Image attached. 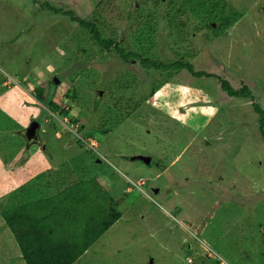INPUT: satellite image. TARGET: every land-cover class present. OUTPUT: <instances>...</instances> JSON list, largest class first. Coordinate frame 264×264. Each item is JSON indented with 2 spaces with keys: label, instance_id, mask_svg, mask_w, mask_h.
Instances as JSON below:
<instances>
[{
  "label": "rangeland",
  "instance_id": "obj_1",
  "mask_svg": "<svg viewBox=\"0 0 264 264\" xmlns=\"http://www.w3.org/2000/svg\"><path fill=\"white\" fill-rule=\"evenodd\" d=\"M182 3L0 0V264H25L6 209L90 180L120 219L75 264H264V0Z\"/></svg>",
  "mask_w": 264,
  "mask_h": 264
},
{
  "label": "trees",
  "instance_id": "obj_2",
  "mask_svg": "<svg viewBox=\"0 0 264 264\" xmlns=\"http://www.w3.org/2000/svg\"><path fill=\"white\" fill-rule=\"evenodd\" d=\"M203 0H183L177 10V15L184 16L188 11L198 8ZM57 13L63 11L56 10ZM71 15V13H68ZM85 30L89 31L93 40L112 48L114 42L105 40L94 22L74 18ZM216 21V20H214ZM117 55L124 60L141 59L142 65L149 69L158 66V60H153L152 46L142 54L125 52L116 48ZM165 62H160L163 67ZM182 63L170 67L176 70ZM166 68H168L166 66ZM195 78L216 77L212 74L194 72L186 66ZM160 69V68H157ZM220 80L219 77H216ZM221 89L229 97L253 101L254 97L248 86L237 89L229 81H222ZM41 99L40 97H38ZM259 115V129L264 138V109L254 104ZM93 184L95 190L89 187ZM84 188V189H81ZM82 192H70L68 191ZM112 201L97 180L83 181L58 193L52 198L34 203L16 204L6 209L2 216L8 229L14 234L25 264H75L90 248L120 219L117 210L110 204Z\"/></svg>",
  "mask_w": 264,
  "mask_h": 264
},
{
  "label": "water",
  "instance_id": "obj_3",
  "mask_svg": "<svg viewBox=\"0 0 264 264\" xmlns=\"http://www.w3.org/2000/svg\"><path fill=\"white\" fill-rule=\"evenodd\" d=\"M59 80H57V78H54L53 80V84H58ZM40 129V124L39 122H33L30 127L27 129L26 131V137L27 140L31 141V140H37V133ZM133 161H141L143 163H145L146 165H151V158H147V157H143V156H137L135 158H133ZM158 189L155 190V193H158ZM187 247L189 248V245L187 244Z\"/></svg>",
  "mask_w": 264,
  "mask_h": 264
},
{
  "label": "flooded vegetation",
  "instance_id": "obj_4",
  "mask_svg": "<svg viewBox=\"0 0 264 264\" xmlns=\"http://www.w3.org/2000/svg\"><path fill=\"white\" fill-rule=\"evenodd\" d=\"M40 130V129H39ZM39 132V131H38ZM37 138H38V133H37Z\"/></svg>",
  "mask_w": 264,
  "mask_h": 264
},
{
  "label": "crops",
  "instance_id": "obj_5",
  "mask_svg": "<svg viewBox=\"0 0 264 264\" xmlns=\"http://www.w3.org/2000/svg\"><path fill=\"white\" fill-rule=\"evenodd\" d=\"M151 162H152V160H151ZM159 190V189H158ZM159 192V191H158ZM112 205V204H111Z\"/></svg>",
  "mask_w": 264,
  "mask_h": 264
}]
</instances>
